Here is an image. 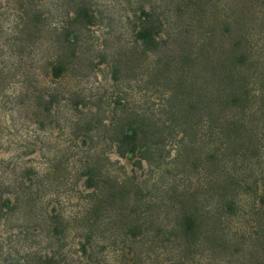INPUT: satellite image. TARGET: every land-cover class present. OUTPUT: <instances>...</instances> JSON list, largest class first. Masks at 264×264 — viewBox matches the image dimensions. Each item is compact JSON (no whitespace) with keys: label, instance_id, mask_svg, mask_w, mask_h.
Returning a JSON list of instances; mask_svg holds the SVG:
<instances>
[{"label":"trees","instance_id":"1","mask_svg":"<svg viewBox=\"0 0 264 264\" xmlns=\"http://www.w3.org/2000/svg\"><path fill=\"white\" fill-rule=\"evenodd\" d=\"M199 2L140 4V99L123 97L113 120L72 92L82 136L71 148L82 187L68 193L74 211L43 200L55 165H27L15 187L0 182L11 190L0 191V220L17 211L28 218L9 240L32 230L36 243L58 242L25 264H66L73 246L88 260L110 249L129 264H264V0H215L203 14ZM74 13L88 16L84 5ZM64 35L47 66L59 79L77 67L74 37ZM111 151L131 168L114 170Z\"/></svg>","mask_w":264,"mask_h":264},{"label":"rangeland","instance_id":"2","mask_svg":"<svg viewBox=\"0 0 264 264\" xmlns=\"http://www.w3.org/2000/svg\"><path fill=\"white\" fill-rule=\"evenodd\" d=\"M155 1L168 3V0H0V182L3 185L18 186L27 165H33L39 172L56 166L44 181L47 191L43 200L49 208L55 205L66 214L76 209L77 201L75 197L68 198V193L71 194L73 187H81L80 182L74 184L71 156L72 146L81 144L82 136L75 135L77 127L72 116L81 106L79 103L76 111L71 109L72 103L80 101L72 92L80 93L92 110L101 108L103 112L99 116L107 122L113 120V105L119 107L123 97L131 103L140 99L139 80L145 75L135 41L138 22L135 13L140 4L148 7ZM199 3L198 13L215 11V0ZM81 5L87 9L88 16L75 17L74 11ZM190 32L197 34L195 29ZM66 33L75 38L69 45L78 53L74 59L77 67L59 79L47 73V66L54 61L61 40L65 44ZM44 107L48 112L42 110ZM109 156L114 170L122 171V164L126 170L131 168V162L115 152L111 151ZM1 190L4 195L11 193L4 186ZM27 221V215L21 211L0 220V264H25L26 259L34 260L31 251L51 242L43 238L40 244L36 243L32 230L27 237L12 236L9 240V236L19 234V228ZM72 241L68 237L64 249H69ZM51 243L58 246V242ZM76 249L77 246L70 248L66 264L130 263L110 249L103 250L93 260L81 256ZM195 264H215V258H198Z\"/></svg>","mask_w":264,"mask_h":264}]
</instances>
